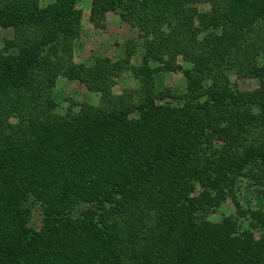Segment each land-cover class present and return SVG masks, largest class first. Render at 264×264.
<instances>
[{"label":"trees","instance_id":"16d2710c","mask_svg":"<svg viewBox=\"0 0 264 264\" xmlns=\"http://www.w3.org/2000/svg\"><path fill=\"white\" fill-rule=\"evenodd\" d=\"M82 1L0 0L19 47L0 48V264H264V203L239 198L240 182L264 195V66L254 60L264 0H91L93 15L115 12L141 31L146 62L191 54L187 92L145 81L135 105L61 115L54 69L81 75L71 50ZM207 1L222 6L224 27L197 53L187 42L212 24L198 10ZM245 58L261 78L247 93L221 81V64ZM228 199L235 214L213 219Z\"/></svg>","mask_w":264,"mask_h":264},{"label":"rangeland","instance_id":"374dc122","mask_svg":"<svg viewBox=\"0 0 264 264\" xmlns=\"http://www.w3.org/2000/svg\"><path fill=\"white\" fill-rule=\"evenodd\" d=\"M54 1L41 0L40 3L41 6H46ZM214 6H217V9L222 8L220 4V8H218L217 3L199 2V12L214 14L215 17H213L210 26L200 31L194 40L187 42V45L190 46L189 49L195 50L197 53L209 48L208 43L205 42V35L209 32L220 35L223 31L224 20L219 18V11L215 12ZM78 7L83 9V13L78 35L73 40L71 55L73 57L72 64L78 67L81 75L71 77L66 73L69 71L70 63L64 65L65 69H54L56 75L54 76L55 82L51 97L57 114L62 115L71 110L78 111L83 105L111 109L135 105L141 101L145 91L143 88L145 81L154 84L158 93L184 94L187 92L188 82L184 69L192 68L194 65L190 50V55L180 53L174 57L168 53H161V58H152L146 62L145 38L137 27L123 20L115 12H102L93 15L91 0L82 1ZM199 23V16L196 15L195 21L193 20L190 24L192 27H196ZM215 23L218 24L215 25ZM163 29L168 30L167 26ZM17 38V31L13 27H4L0 24L1 49L17 54L19 47L14 44L10 46V43H14ZM255 39H257L256 42H264L263 31ZM192 44L195 45L194 49L191 48ZM211 60H218V58L211 57L206 62ZM245 60L246 58L239 60L240 67L235 64L229 67L221 64L226 75L225 78H221V81H227L231 89L247 93L260 87L261 78L247 73L252 61ZM254 60L259 67L264 66V46L258 54L254 55ZM169 61H173L183 68L169 69L165 64ZM144 66L148 68L147 73L140 71V67ZM100 67L101 69L106 68L108 73L101 76ZM212 80L213 77L207 76L205 85H210ZM12 120L15 121L16 118H12ZM251 138L257 139L255 136ZM259 139L260 142L264 141V135L260 136ZM255 171L258 172V166ZM239 184V198L244 206L259 207L264 203L263 194L254 191L250 186H246L245 182ZM25 204L29 205L30 203L27 200ZM80 207L75 208V213L79 212ZM235 209L232 200L228 199L212 214V218L235 214ZM39 210L40 207L35 205L34 212L38 213Z\"/></svg>","mask_w":264,"mask_h":264}]
</instances>
